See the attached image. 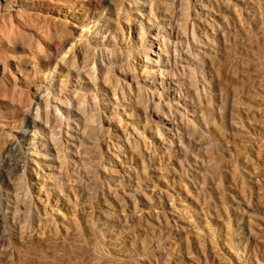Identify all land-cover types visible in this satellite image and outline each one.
<instances>
[{
    "label": "rangeland",
    "instance_id": "rangeland-1",
    "mask_svg": "<svg viewBox=\"0 0 264 264\" xmlns=\"http://www.w3.org/2000/svg\"><path fill=\"white\" fill-rule=\"evenodd\" d=\"M72 1L91 21L107 7L106 0ZM249 2L253 19L235 0H219L217 7L207 6L197 24L199 44L190 38L178 44L171 40L168 71L174 76L167 82L175 78L185 84L182 75L190 68L192 88L161 96L165 106L157 114L162 119L169 111L165 141L155 140L160 129L156 117L151 115L148 125L140 121L143 117L139 123L111 120L114 110L99 107L101 133L89 136L88 162L61 173L59 196L47 202L32 187L15 201L2 176L14 179V167L23 161L15 155L0 164V214L15 209L11 243L7 232L0 233V264H264L263 254L251 253L255 239L247 243L240 230L252 214L249 224L264 239V213L254 205L256 196L264 195V133L259 125V109L264 112V0ZM79 15L71 11L65 19L53 13L47 17L64 24L72 38L83 24ZM127 19L122 14L118 21L125 46L134 39ZM93 32L87 36L92 38ZM53 48L60 51L56 43ZM186 56L191 59L183 62ZM94 62L105 63L97 54ZM109 73L117 89L116 80L132 85V76L118 68ZM143 129V137L132 132ZM126 136L135 143L129 150ZM116 143L124 148L121 153L113 151ZM40 165L48 164L27 166L37 185L46 171ZM234 235L239 250L243 244L249 247L244 255L235 254Z\"/></svg>",
    "mask_w": 264,
    "mask_h": 264
},
{
    "label": "bare ground",
    "instance_id": "bare-ground-1",
    "mask_svg": "<svg viewBox=\"0 0 264 264\" xmlns=\"http://www.w3.org/2000/svg\"><path fill=\"white\" fill-rule=\"evenodd\" d=\"M217 1L106 0L107 7L91 21L87 20L86 10L74 5L72 0H0V164L15 155L23 161L22 166L15 165L14 172L18 175L14 179L2 176L14 200L17 201L20 194L26 196L31 187L43 194L45 202L59 196L56 189L63 181L61 173L70 172L77 165L83 168V163L88 162L85 152L89 136L101 133L96 125L102 115L99 107L114 110V113L110 111L111 120L124 121L122 118H125L139 123L143 117L140 121L148 125V118L156 117L160 129H154L155 140L165 141L170 132L169 111L162 119L157 114L161 105L165 106L161 96L178 93L183 87L192 88L190 68L182 75L185 84L175 78H172L174 83L167 82L172 75L168 71L172 59L168 46L171 40L178 44L189 38L192 44H199L196 28L206 15L207 6L217 7ZM235 2L242 4L247 15L254 18L255 11L249 0ZM71 11L80 14L83 24L69 38L64 24L47 16L53 13L65 19ZM122 14L131 18L125 20L126 28L128 33L130 30L134 33V39H129L127 46L118 23ZM92 29L93 37L89 38L87 35ZM54 43L60 51L52 52ZM96 54L105 63L97 65L94 62ZM192 57L197 59V56ZM187 59L191 58L186 56L183 62ZM114 68L124 76H132L129 79L132 85L126 84L125 79L116 80L117 89L109 78ZM174 106L180 107L179 104ZM259 112L262 115L260 132L264 133V112L261 109ZM23 113H26L25 126L19 129ZM121 121L118 124L121 125ZM201 124L205 128L208 126L205 120ZM132 132L143 137L145 129L141 134L136 130ZM129 140L130 136H126L124 144L128 150L135 144ZM93 146L97 147V142ZM119 149L124 148L113 144V151L121 153ZM39 164L48 165L39 166L46 171L39 176L37 185L31 183L27 166ZM140 164V170H144V162ZM131 170L133 174L136 171ZM260 190L264 194L263 188ZM255 202L258 212L264 213V195H257ZM18 207L23 206L19 204ZM14 210L8 208L0 214V233H8V243L12 238ZM252 216L248 215L240 230L245 231L247 243L255 239V244L250 246L255 257V254L264 255V239L258 238L255 228L249 224ZM240 222L236 221L237 226ZM235 239L234 235L235 254L244 255L249 247L243 244L239 250Z\"/></svg>",
    "mask_w": 264,
    "mask_h": 264
}]
</instances>
